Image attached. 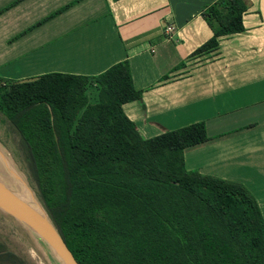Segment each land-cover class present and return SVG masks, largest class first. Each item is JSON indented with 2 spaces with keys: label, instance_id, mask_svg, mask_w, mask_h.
<instances>
[{
  "label": "trees",
  "instance_id": "16d2710c",
  "mask_svg": "<svg viewBox=\"0 0 264 264\" xmlns=\"http://www.w3.org/2000/svg\"><path fill=\"white\" fill-rule=\"evenodd\" d=\"M243 0L202 11L211 35L242 29ZM184 64V62H181ZM126 60L95 75L0 77L36 196L79 264H264V222L240 182L186 169L202 121L143 137L122 104L140 97ZM0 264H30L0 241Z\"/></svg>",
  "mask_w": 264,
  "mask_h": 264
},
{
  "label": "crops",
  "instance_id": "0c3cea01",
  "mask_svg": "<svg viewBox=\"0 0 264 264\" xmlns=\"http://www.w3.org/2000/svg\"><path fill=\"white\" fill-rule=\"evenodd\" d=\"M213 1L0 0V77L126 60L141 94L122 109L139 133L202 121L207 139L183 149L185 168L242 183L264 222V0H243L242 29L193 56Z\"/></svg>",
  "mask_w": 264,
  "mask_h": 264
},
{
  "label": "rangeland",
  "instance_id": "374dc122",
  "mask_svg": "<svg viewBox=\"0 0 264 264\" xmlns=\"http://www.w3.org/2000/svg\"><path fill=\"white\" fill-rule=\"evenodd\" d=\"M0 147L3 154L21 173L22 178L39 202L34 182L30 177L24 153L19 146V135L0 113ZM35 240H34V239ZM0 241L5 247L22 256L30 264H59L50 254L46 244L27 227L19 224L0 207ZM36 241V242H35ZM38 243L40 246H36Z\"/></svg>",
  "mask_w": 264,
  "mask_h": 264
},
{
  "label": "water",
  "instance_id": "95a60500",
  "mask_svg": "<svg viewBox=\"0 0 264 264\" xmlns=\"http://www.w3.org/2000/svg\"><path fill=\"white\" fill-rule=\"evenodd\" d=\"M0 166V169H2L0 172V207L19 224L30 229L36 237L42 240L52 257L59 264H79L65 245L58 230L40 202L37 201L39 210L29 211L25 206L23 196H19L10 186L4 175L6 174L5 176L15 178L13 169L1 151Z\"/></svg>",
  "mask_w": 264,
  "mask_h": 264
},
{
  "label": "bare ground",
  "instance_id": "6f19581e",
  "mask_svg": "<svg viewBox=\"0 0 264 264\" xmlns=\"http://www.w3.org/2000/svg\"><path fill=\"white\" fill-rule=\"evenodd\" d=\"M0 151L3 153V149L1 147H0ZM6 159L8 160V162L12 166L15 178H10L8 176H5L6 175L5 173H4L5 174L4 177L7 179L8 183L13 188V190H15L19 194V196H21V197L23 196V198L25 200V204H26L25 206L27 207V209L29 211L30 210L31 211L39 210V206H38L39 204L35 200L31 190L28 188L27 184L25 183L24 179L22 178L21 173L17 170V168H15L13 166V164L10 162V160L7 158V156H6ZM1 170L2 169H0V172H1ZM35 245L38 246V247L40 246L38 243H35Z\"/></svg>",
  "mask_w": 264,
  "mask_h": 264
},
{
  "label": "built area",
  "instance_id": "2783aa9c",
  "mask_svg": "<svg viewBox=\"0 0 264 264\" xmlns=\"http://www.w3.org/2000/svg\"><path fill=\"white\" fill-rule=\"evenodd\" d=\"M171 28L172 27L169 25V26H167L166 30L169 31V30H171Z\"/></svg>",
  "mask_w": 264,
  "mask_h": 264
}]
</instances>
